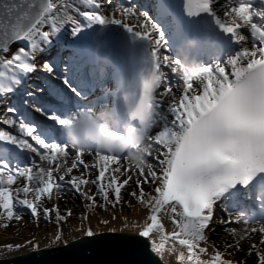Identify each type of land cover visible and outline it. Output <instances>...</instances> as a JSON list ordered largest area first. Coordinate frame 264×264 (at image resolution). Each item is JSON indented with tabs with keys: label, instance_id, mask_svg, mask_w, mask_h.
Wrapping results in <instances>:
<instances>
[{
	"label": "snow or ice",
	"instance_id": "6c2138e0",
	"mask_svg": "<svg viewBox=\"0 0 264 264\" xmlns=\"http://www.w3.org/2000/svg\"><path fill=\"white\" fill-rule=\"evenodd\" d=\"M79 2L94 6L91 11L76 9L83 23L68 14L73 5L67 0L0 3V53H8L13 43L27 42L28 45V49L20 47L10 58L0 55V99L14 94L23 79L36 71L32 62L34 54L42 53L44 46H51L53 37L63 50L62 31L66 24L72 25L73 38L67 45L72 55L65 59L63 76L56 67L59 57L42 65L64 85V88L49 89L48 94L57 104L34 105L45 119L32 116L23 107L24 104L33 106L31 100H25L19 107L6 109L8 113H19L22 118L17 120L13 116L0 120L2 124L14 126L20 134L0 130V219H20L16 213L18 206L30 210L35 218H39L41 211L45 218L54 213L58 232L52 243H56L63 239L59 224L66 223L71 212L60 215L56 206L43 208L44 198H58L69 189L79 193L88 207L105 210L106 206L119 205L122 189L132 186V169L122 166L121 161L127 159L120 154L118 146L107 154L95 152L92 164L84 158L91 152L77 150L69 166L70 144L64 137V127L77 119L90 117L95 109L82 103L95 87L82 76V65L86 59L90 61L93 45L107 44L102 38L103 29L119 25L145 48L142 55L134 52L123 61L119 57L110 61L115 80V91L108 94L114 96L112 111L124 120L123 102H135L133 117H139L141 123L145 122V113L152 117L146 154V159L152 160L136 168L135 187L129 194L147 213L139 236L151 239L152 252L161 257L166 251H175L179 245L182 249L177 258L179 264H233L232 260L224 259V253L219 250L209 255V249L202 244L207 243L206 231L211 228L214 206L237 185L242 190L252 188L248 195L259 209L252 215L264 216V10L255 8L252 0H228L224 6L226 22L213 9L219 0H184L187 15L206 14L221 33L230 35L232 42L240 45V50L224 65L201 66L194 76L184 74L178 78L174 66L177 61L162 53L163 34L145 12L123 8L121 15L132 21L129 24L99 14L101 3L98 0ZM154 7L161 18L172 19L170 0H155ZM94 25L101 26V31L89 38L85 28ZM241 28L250 31V48L244 46L248 37L239 31ZM197 42L201 50H215L211 37L205 36ZM229 68L230 72L226 71ZM167 69L173 74L175 87L182 88L178 102ZM74 77L77 83L73 82ZM193 82L202 86L199 94ZM26 95L34 98L33 93ZM95 106L104 108L109 104L104 97H99ZM160 122H163L162 130L150 135ZM112 135L119 136L118 133ZM26 153H35L41 163L33 159L31 165L10 167L9 158L18 159ZM93 170L98 173L95 179L87 178ZM76 171L80 174H74ZM21 180L22 186L13 187ZM93 186L95 192H92ZM145 187H149V191L146 192ZM244 194L243 191L232 193V203L238 204ZM97 197L102 201L98 205ZM165 217L173 226L170 232L165 231L162 223ZM83 219L88 221L90 217L84 215ZM225 223L243 225L239 230L225 229L234 240L229 248L243 251L242 242L252 240L254 234H258L259 245L264 246V222H254L241 214ZM84 234L89 238L94 236L90 227ZM166 244L171 247L166 249ZM246 256L254 258L255 264H264V249L256 243L250 245Z\"/></svg>",
	"mask_w": 264,
	"mask_h": 264
},
{
	"label": "rangeland",
	"instance_id": "374dc122",
	"mask_svg": "<svg viewBox=\"0 0 264 264\" xmlns=\"http://www.w3.org/2000/svg\"><path fill=\"white\" fill-rule=\"evenodd\" d=\"M98 2L101 3V8L97 10L99 14H102L107 18L121 19L123 22L129 24H131L132 21L125 20V18L121 15L122 9L126 7H130L133 8L136 12L142 11L141 9L135 8L131 5L127 6L121 4L122 6H120L117 0H112L111 3H108V0H98ZM227 3L228 0H219L218 3L213 5V9L218 13V15L221 16V10L224 13L225 10L224 6ZM71 16L73 17L72 14ZM73 18L75 19V16ZM142 21L143 18H141V22ZM66 25L69 26L70 24H66ZM240 32L248 37V41L244 44V46L250 48L252 46V38H250L251 34L249 29L243 28L242 30H240ZM20 47H24L25 49H28L27 42H25L24 45H18L11 52L0 53V55H4L6 58H10L11 54L15 53L16 50H18ZM238 47H240L239 44ZM161 51L162 53H165L164 49H162ZM45 53L46 51L44 48V51L42 53L34 54V58L32 62L36 67V71L32 74H29L27 77L23 79V86L26 93H33V94L40 93L39 87L37 85L32 86L31 83L39 82V80L42 78L47 79L48 76L49 77L52 76V74L45 71L42 67V65L46 61H49L45 58L44 55ZM193 87L197 89L196 86ZM201 87H202L201 85H198L196 94H199V89ZM174 93L177 97V102H178V98L182 94V88H175ZM189 94L191 95L192 93L190 92ZM12 99L13 97L11 96V94H9L7 97L3 99H0V120L10 119L13 118V116H15L17 120L21 118L19 113L13 114V113H8L6 111L8 107H14L12 105ZM25 108L29 113L34 112L36 114H40L39 112L36 111L34 106L25 105ZM162 124L163 122H160L157 125V127H154L151 135H154L157 131L162 130ZM0 130L9 131L11 134L14 135H20L16 131L14 126L9 127L8 125L0 123ZM74 154H75L74 151L69 150V166H70V160L74 158ZM33 159H35V161L38 164L41 163L39 161L38 156H35V158L31 157V160ZM85 160L87 163L92 164L94 163L95 157H90V158L85 157ZM151 160L152 158L149 157L146 159V162H149ZM31 163L32 161H30V165ZM121 164L124 168L132 169L133 181L130 182L132 186H126L125 189H122V197H123L122 201L115 208L111 206H106V209L102 210L100 207H95V206L88 207L87 206L88 202L85 201L84 198L79 193L69 189H65L64 194L58 198H53L52 200H48L47 198H44L45 203L42 205V207L51 209L53 206H56L58 208L60 215H65L66 211L71 212V216L67 218V222L60 223L59 228L61 224L75 225L82 223L84 221L83 219L84 215H88L91 219L93 217H97L99 221L101 220L108 221L109 218L107 217V213L109 212L115 213V211L120 210V214L125 215L129 212L134 211L136 207L139 206V204L129 194L134 190L135 187V179H136L135 172L137 171V169L133 166H130L127 160H122ZM112 167H115V165ZM74 174L79 175L80 173L76 171L74 172ZM96 174H98L96 170H93L92 174H90L87 178L95 179ZM121 179H123V177ZM22 184H23V180L18 182V184L14 185L13 187L22 186ZM145 191L146 192L149 191V187H145ZM92 192H95V186L92 187ZM100 203H102V201L99 199V197H97L96 204L98 205ZM16 213L19 214L20 219L14 218L11 221H8L6 219H0V258L17 255L19 253H23L31 250L46 249V248L58 246L56 243H52V241L50 240V237H52L58 231V222L55 219L54 213L49 217L45 218L41 211V215L39 216V218H35L30 214V210L19 206L16 208ZM235 216L237 215L234 213L227 212L226 210H224V208H221L219 204H216L214 206V215L211 220V228L206 231L207 243L202 244V246L207 247L212 252L215 250L221 251L222 253H224L223 258L226 260H232L233 264H237V262H240V264H255L254 258L247 257L246 253L247 251L250 250V245L253 243H256L258 247L264 249V246H261L258 243L259 240L258 234H254L252 240L242 242L243 251L238 252L237 250L228 247V245L234 243V240L229 235V233L225 231V229L227 227H233L239 230L243 227V225L225 223L226 221H230L234 219ZM101 225L105 226V224H101ZM102 231L105 230H98L96 232H102ZM39 240H42L43 242L40 243L38 242ZM9 246H11V250L9 249Z\"/></svg>",
	"mask_w": 264,
	"mask_h": 264
},
{
	"label": "clouds",
	"instance_id": "9594fccd",
	"mask_svg": "<svg viewBox=\"0 0 264 264\" xmlns=\"http://www.w3.org/2000/svg\"><path fill=\"white\" fill-rule=\"evenodd\" d=\"M189 52L180 53L176 48L173 59L177 62V77L184 74L194 76L201 67L199 63L200 49L196 38L187 40ZM136 103L123 102L126 119L114 114L111 106L93 109L90 117L77 119L64 127V137L70 145L81 152L110 153L117 146L121 155L125 156L130 166L140 168L146 164L147 137L150 131L151 116L144 114V123L139 117H133ZM112 133H118L114 136Z\"/></svg>",
	"mask_w": 264,
	"mask_h": 264
},
{
	"label": "water",
	"instance_id": "95a60500",
	"mask_svg": "<svg viewBox=\"0 0 264 264\" xmlns=\"http://www.w3.org/2000/svg\"><path fill=\"white\" fill-rule=\"evenodd\" d=\"M13 0H0V3ZM19 3V0H14ZM19 42L15 43L18 44ZM0 264H177L163 263L146 238L133 233L100 232L60 246L0 258Z\"/></svg>",
	"mask_w": 264,
	"mask_h": 264
},
{
	"label": "bare ground",
	"instance_id": "6f19581e",
	"mask_svg": "<svg viewBox=\"0 0 264 264\" xmlns=\"http://www.w3.org/2000/svg\"><path fill=\"white\" fill-rule=\"evenodd\" d=\"M67 2L69 4H71V5H73L72 8L68 9V14L69 15H71L72 12H74L73 14H78L79 12L76 11V9H79V11H91L93 9L92 5H88V8L85 10V8L83 7L82 3L79 2V0H67ZM76 12H78V13H76ZM80 20L83 21V18L81 17ZM69 27H70V29H65L66 28V26H65L63 31H62V34H65V35H68L69 37H72L71 36L72 25L70 24ZM98 27H100V26L99 25H94L92 27V31H95V28H98ZM108 27H110L109 29H111V30H113V28H114L115 30L122 29V31H125L119 25H109ZM88 29H91V28H88ZM45 30H48L47 26H45ZM129 37L133 38L131 35H129ZM52 39H55V37H53ZM67 41H68L67 38L63 37V42H64L63 50H61V45L59 43H57V42L55 44H53V47L44 46V48L47 50V54H48V51L50 49H53L52 53L50 54L51 57L52 58L53 57L54 58L59 57V61H61V63H65V59L67 57H69L70 55H72V53L69 52L71 50L67 47V44H68ZM137 44L139 45V46H137L139 49H141V47L144 46V44L142 42H138L137 41ZM17 45H19V44H17ZM17 45L15 43L10 45L9 52L13 51V49ZM53 51H55V52H53ZM91 53L92 52H90L91 59H90L89 63L87 64L88 67L86 68V74H83V75H84L85 79L90 80V81L93 82L92 77L97 74L96 72L100 71L101 74H102V72L105 73L106 68H105L104 60H100V62L98 64H95L94 63L93 54H91ZM12 54H14V53H12ZM74 80H76V79H74ZM76 83H77V80H76ZM105 85H108V83H105ZM48 91H49V88H48ZM89 96L90 95H88V97ZM88 97H87V100L89 101ZM12 105L14 107H18V103L15 102V100H12ZM146 215H147V213L143 209V206L139 204V206L136 207V209L134 211L129 212V213L125 214V215H121L120 214V210L115 211V213H113V212L107 213V217L109 218V220H108V223L105 224V226L101 225V223H99V220H98L97 217H93L92 219L90 218L88 221L84 220L82 223L75 224V225H62L61 224L60 229H62L63 239L61 241H59V242H56V244L58 246H60V245H63L65 243H68L70 241H73V240H75L76 238H78L80 236L85 235L84 234V230L89 228V227L92 229L94 234L100 233V232H96L98 230H105V231H102V232L133 233V234L139 235V231L141 230L142 226L144 225V222H145V219H146ZM113 216H115L116 218L113 219L112 218ZM163 223H164L165 231L166 232H170L172 230V228H173V226L171 225V222L165 217L163 219ZM57 232L52 237H50L51 241H53V239H54L55 235L57 234ZM146 239H147V242H148L150 250H151L152 241L149 238H146ZM156 239H157V243H158L159 242V238L157 237ZM38 242L42 243L43 241L39 240ZM168 247H171V244H166V249ZM181 250L182 249L180 248V246L176 245V250L175 251H173V252H167L166 251L163 257L158 256L155 253L154 254L157 257H159L160 261H162L163 263H169V262H173L174 261L175 263L179 264L177 258H178L179 252ZM211 253H212V251L209 249V255H211ZM202 258L207 259L209 257H202Z\"/></svg>",
	"mask_w": 264,
	"mask_h": 264
}]
</instances>
